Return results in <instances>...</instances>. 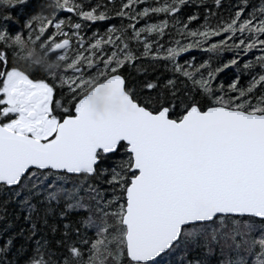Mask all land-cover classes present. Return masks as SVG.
<instances>
[{"label":"snow or ice","instance_id":"1","mask_svg":"<svg viewBox=\"0 0 264 264\" xmlns=\"http://www.w3.org/2000/svg\"><path fill=\"white\" fill-rule=\"evenodd\" d=\"M0 264H264V0H0Z\"/></svg>","mask_w":264,"mask_h":264},{"label":"trees","instance_id":"2","mask_svg":"<svg viewBox=\"0 0 264 264\" xmlns=\"http://www.w3.org/2000/svg\"><path fill=\"white\" fill-rule=\"evenodd\" d=\"M195 54V53H194ZM225 75H227V73H225Z\"/></svg>","mask_w":264,"mask_h":264}]
</instances>
